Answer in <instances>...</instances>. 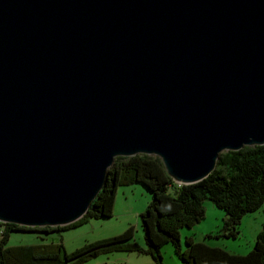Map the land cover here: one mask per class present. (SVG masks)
Wrapping results in <instances>:
<instances>
[{
    "label": "water",
    "instance_id": "1",
    "mask_svg": "<svg viewBox=\"0 0 264 264\" xmlns=\"http://www.w3.org/2000/svg\"><path fill=\"white\" fill-rule=\"evenodd\" d=\"M264 145V0H0V223L79 220L117 156L196 183Z\"/></svg>",
    "mask_w": 264,
    "mask_h": 264
},
{
    "label": "trees",
    "instance_id": "2",
    "mask_svg": "<svg viewBox=\"0 0 264 264\" xmlns=\"http://www.w3.org/2000/svg\"><path fill=\"white\" fill-rule=\"evenodd\" d=\"M158 157L140 154L117 156L107 170L104 184L87 212L65 226L28 227L0 223V264H81L97 252L111 249H132L149 255L155 264H163L161 248L170 243L180 264H264V222L252 248L244 255L231 254L220 247H210L194 241L192 236L180 245L179 228L191 227L204 217V199L223 209L226 230L222 235L235 237L242 215L256 211L264 202V145L245 146L240 151H222L214 170L196 183L179 185L164 171ZM140 183L149 189L150 202L139 214L145 247L125 243L133 238L128 226L121 234L101 239L76 251L66 253L62 244L58 250H16L6 245L11 232H60L86 219L110 217L114 193L121 185ZM170 207V210H162Z\"/></svg>",
    "mask_w": 264,
    "mask_h": 264
},
{
    "label": "rangeland",
    "instance_id": "3",
    "mask_svg": "<svg viewBox=\"0 0 264 264\" xmlns=\"http://www.w3.org/2000/svg\"><path fill=\"white\" fill-rule=\"evenodd\" d=\"M114 193L113 207L110 217H99L80 221L60 232L39 234L28 232H11L6 245L16 250L32 248L37 251L58 250L62 244L66 253L76 251L96 239H108L121 234L128 226L133 228V238L125 243L144 246L143 231L140 226L139 214L150 202V191L140 183H132L117 187ZM204 217L191 227L179 228L180 245L184 248L186 236L194 241L203 242L210 247H220L236 255L246 254L253 246L264 222V202L256 211L242 215L235 237H225L223 228L225 214L223 209L215 207L208 199L203 201ZM62 238V242L60 239ZM163 264H180L173 246L168 243L161 248ZM81 264H155L147 253L132 249H111L100 251L86 257Z\"/></svg>",
    "mask_w": 264,
    "mask_h": 264
},
{
    "label": "crops",
    "instance_id": "4",
    "mask_svg": "<svg viewBox=\"0 0 264 264\" xmlns=\"http://www.w3.org/2000/svg\"><path fill=\"white\" fill-rule=\"evenodd\" d=\"M116 192H117V190H116ZM61 238V237H60ZM60 241L62 242V238L60 239ZM96 241H98V239H96V240H94V241H91V242H89V243H94V242H96ZM140 247H145V244H144V246H140ZM152 259V258H151ZM153 260V259H152Z\"/></svg>",
    "mask_w": 264,
    "mask_h": 264
},
{
    "label": "clouds",
    "instance_id": "5",
    "mask_svg": "<svg viewBox=\"0 0 264 264\" xmlns=\"http://www.w3.org/2000/svg\"><path fill=\"white\" fill-rule=\"evenodd\" d=\"M162 210H170V207H169V208H167V209H162Z\"/></svg>",
    "mask_w": 264,
    "mask_h": 264
}]
</instances>
